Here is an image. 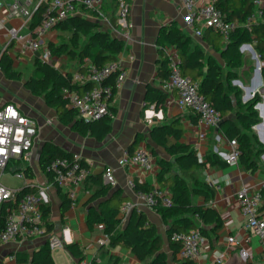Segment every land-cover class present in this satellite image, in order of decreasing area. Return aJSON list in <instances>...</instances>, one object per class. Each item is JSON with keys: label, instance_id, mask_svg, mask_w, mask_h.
Returning <instances> with one entry per match:
<instances>
[{"label": "trees", "instance_id": "trees-1", "mask_svg": "<svg viewBox=\"0 0 264 264\" xmlns=\"http://www.w3.org/2000/svg\"><path fill=\"white\" fill-rule=\"evenodd\" d=\"M212 1L217 8L222 10L225 20L228 22L244 23L255 10L253 0ZM111 9L113 12L110 14L101 13L104 17H108L112 26H116V0H112ZM42 10L43 8H40L37 11L31 25L32 29L40 22ZM96 18H101V16L96 15ZM96 18L91 19L78 15L58 23L54 30L68 33L67 38L63 35L60 43L50 42L44 47L50 55L67 56L68 59L76 61L79 66L85 58H90L98 67L118 61L119 56L126 50V42L114 37L112 32L104 29ZM201 38L210 49L220 54L223 64L200 44L195 43L191 35L181 29L176 22L163 26L156 42L160 56L158 76L161 78V83L168 78L170 60L167 56V48L173 47L177 51L178 65L182 74L200 84V93L215 109L220 111L223 119L235 116L223 123L218 132L227 140H237L241 150L239 163L248 171L255 173L261 167V156L264 154V144L258 141L253 131V126L261 122L259 113L255 109L261 98L257 94L252 100L244 103L240 88L233 86L232 82L237 79V70L241 69L244 64V56L240 50L242 45H253L260 60L264 63V25L252 26L251 30L238 28L230 34L227 40H224L213 28H205ZM0 68L9 80L24 81L26 89L33 95L41 97L48 107L56 111L59 122L69 126L73 132L83 137L94 138L97 141L105 140L112 132V122L116 115V109L113 106H110L109 114L98 121H84L69 106V100L64 95L65 89L84 90L88 88L72 84L69 72L63 73L49 62L35 58L34 69L26 76L22 70L14 66L12 58L6 53L0 56ZM115 76L116 73L106 83L114 85ZM262 77L264 81V67ZM116 93L114 89L113 97ZM167 99L168 95L159 86L148 87L145 98L148 104L160 107L166 104ZM183 135L184 130L178 123L156 126L150 134L151 141L156 146L163 148L168 155L176 159L175 163L167 160L160 161L161 172L158 177L160 187H169L172 198V205L160 208L158 212L168 223L169 228L166 235L174 254L180 249V245L172 241L174 233H189L199 230L205 237L207 227H213L212 231L216 232L223 225L220 214L214 208L194 204V196H203L208 201L214 194L208 184L200 182L195 171L204 167L225 169L230 166L213 148L207 153L205 161L200 160L197 151L191 145L181 141ZM129 151L135 152L133 149ZM72 155L55 143L48 142L42 149L40 157V167L45 171L48 181L59 189L64 203L61 209L62 215L72 206V202L53 181L52 170L49 166L55 158L72 157ZM82 162L86 164L84 159ZM13 165L14 163L10 166L13 167ZM175 165L180 173L174 170ZM23 170L25 174L27 172L29 175L31 174L26 167ZM186 178H190L191 182H188ZM88 180L95 185L90 202L98 201V205L91 206L88 210V224L90 227L101 223L105 225V233L109 235L108 248L121 247L130 251L143 264H168L167 255L162 251L163 240L158 234L157 227L149 222L147 215L142 211H133L130 218L123 223L119 218L120 207L125 202L122 194L113 191L112 187L104 184L102 174H93ZM135 182L137 189L148 191L152 188L138 180ZM37 192L36 186H24L19 197ZM262 195L264 200V190ZM16 206L17 204L12 201L2 204L0 233ZM42 210L47 233H52L51 208L47 204H43ZM66 248L79 259V264H82L84 252L78 244L72 243ZM103 248L104 246H102ZM15 258L18 264H56L48 241L32 254L17 253ZM111 261L112 264L120 263V259L116 257H111ZM93 264L98 263L95 261ZM182 264H194V262L183 261Z\"/></svg>", "mask_w": 264, "mask_h": 264}, {"label": "crops", "instance_id": "crops-1", "mask_svg": "<svg viewBox=\"0 0 264 264\" xmlns=\"http://www.w3.org/2000/svg\"><path fill=\"white\" fill-rule=\"evenodd\" d=\"M129 3L131 6L130 20L133 25L129 37H126V33L119 27L112 26L108 17H105L109 24V28H107L113 36L126 42V50L119 56V60L127 71V78L113 99L112 106L116 109V115L112 122V132L105 140L97 141L91 137H83L73 132L69 126L62 125L56 111L48 107L41 97L28 91L24 81L9 80L2 72L0 73V107L8 102L13 103L21 113L36 121L41 127L33 149V162L25 163L22 159H16L14 162L13 167L23 166L31 172L30 175L28 172L25 174L26 181L22 182L18 188L36 186L39 191L41 186L49 187L43 193V203L51 208L50 221L53 224L52 233L16 243L0 244V264H18L15 258L17 253L32 254L47 243L52 234L62 238L65 245L64 249L53 254L56 264H79V259L66 248L72 243L78 244L84 252L82 264H93L95 261L98 264H112L111 257L119 258V264H143L130 251L121 247L109 249L108 243L102 249V246L98 245L97 242L104 233L99 230L97 224L93 227L88 224L89 208L98 205V201L90 202L95 188L90 180L77 188L76 205L68 208L62 215L61 209L64 203L59 189L48 181L45 171L40 167L41 152L46 143L53 142L72 154H80L95 175L102 174L105 166L114 167L117 184L112 190L122 194L125 198L124 203L139 202L135 192L129 187L130 180H138L150 187L160 186L158 180L161 172L160 161H172L173 159L163 148L156 146L151 141L150 134L154 127L175 123L181 125L184 130L181 141L191 145L197 151L200 160L203 161L211 148L214 150L215 139L221 141L217 146H221L222 150L220 148L218 150L222 152L229 149V140L216 129L207 131L206 139H202L200 135L203 128L200 126L197 116L192 112L179 108L176 103L156 107L148 104L145 100L149 86H159L162 90L161 78L158 76L160 56L156 42L163 26L176 22L181 29L191 35L195 43L200 44L218 61H222L220 54L210 49L202 38L194 36L192 31L187 28L185 24L187 11L180 0H129ZM111 8L112 0H106L101 11L110 14L113 12ZM5 13L6 10L3 9L1 14ZM22 23V20L13 18L7 21L6 28H19ZM3 28L6 30L5 27ZM25 32L26 29H23L22 33L25 34ZM67 34L53 30L46 38V44L50 42L58 44L62 41L63 35L67 38ZM6 35L7 32L5 39ZM44 51V54L26 57L24 63L16 68L28 76L34 69L35 58L49 62L63 73H72L79 68L77 62L68 59L67 56L60 57L49 54L45 58L46 48ZM167 51L177 53L173 47L167 48ZM22 65L27 66V69H21ZM38 99H42L45 105L40 107V112H38L39 109L35 110L39 105ZM49 121L53 122L51 126L47 125ZM54 121H56V125H54ZM254 134L262 143L263 136L260 138L257 133L254 132ZM224 141L225 143H223ZM140 148H147L153 154L154 167L151 172L145 173L137 168H122L118 165V160L125 150L136 151ZM263 160L264 155L261 156V167L255 173L248 171L239 162L230 164L225 169L204 167L195 171L200 182L208 184L214 194L208 201L203 196H194V204L214 208L220 214L223 225L216 232L212 231L213 227H207L201 256L194 264H213L216 258L222 255L223 264H239L238 249L236 247L229 248L227 242L230 236H234L241 245L246 246L250 254L247 264H264V248L261 240L246 229L245 219L239 208L241 190L246 187L252 190L261 188L264 181ZM13 167L8 174L11 177H13ZM174 170L180 173L176 165ZM186 180L191 182L190 178H186ZM60 189L62 193L68 195L66 187H60ZM164 189L170 192L169 187ZM141 211L147 215L149 222L157 227L158 234L163 240L162 251L167 255L168 264H182L183 261L178 258V252L174 254L167 240L168 223L158 211L143 205ZM247 240H249L248 244Z\"/></svg>", "mask_w": 264, "mask_h": 264}, {"label": "built area", "instance_id": "built-area-1", "mask_svg": "<svg viewBox=\"0 0 264 264\" xmlns=\"http://www.w3.org/2000/svg\"><path fill=\"white\" fill-rule=\"evenodd\" d=\"M106 0H0V26L6 28L7 21L15 18L23 21L21 27L6 28L7 35L3 44L0 42V56L9 55L17 67L24 63L26 57L36 56L42 52L46 45V38L55 29L56 25L72 16H85L95 19L96 15H102V6ZM187 11L185 24L193 35L201 38L205 28H213L224 40H227L232 32L238 28L251 30L252 26L264 25V0H254L255 10L246 22H228L225 15L217 8L212 0H180ZM116 26L129 37L133 27L130 14L129 0H116ZM43 8L42 18L38 25L32 29L37 11ZM5 9L3 15L1 11ZM26 29L25 34L22 33ZM245 45V44H244ZM250 46H254L249 44ZM243 46V45H242ZM249 48L243 49L246 51ZM251 50V49H250ZM49 55L46 49L45 58ZM170 60V73L162 83V90L168 95L166 104L176 103L181 109L195 114L199 124L203 128L201 138L206 139L209 130L217 129L223 120L220 111L215 109L200 93V84L190 77L184 76L178 65L177 53L167 51ZM44 61V60H43ZM1 73V68H0ZM116 73L114 85L107 84V80ZM71 74L72 84L88 87L84 90H64V95L69 100V106L74 109L78 117L84 121H98L109 114L116 92L122 87L127 71L120 60L107 64L104 67L96 66L90 58H85L81 66ZM259 91V90H258ZM260 95V101L255 106L262 120L253 126V131L264 138V88ZM48 124H51L49 121ZM41 127L36 121L21 113L13 103H5L0 107V208L5 202H14L16 209L7 219L3 231L0 233V244L16 243L22 240L43 236L47 233L43 217V193L49 189L41 186L37 193H27L19 197L22 188L10 186L4 182L3 177L8 175L10 166L16 159H22L25 163L33 162V149ZM264 144V139H261ZM218 154L229 164L239 162L241 150L237 140H229L227 151L218 150ZM264 155V154H263ZM80 154L72 157H59L50 162L53 181L61 187L67 188L68 197L72 206L76 205L77 188L85 183L92 175V168L83 164ZM122 168H137L145 173L152 171L154 167L153 154L147 148H140L135 152L125 150L118 160ZM25 167H13V176L26 181ZM103 180L106 185L115 187V169L112 166L103 168ZM129 187L135 192L139 202H126L120 207L119 218L125 223L133 212H140L141 206L158 211L160 208L172 205V198L167 189L153 186L148 191L137 189L135 180L129 181ZM264 181L258 190L244 188L239 193V208L245 219L246 229L258 236L264 248V200L262 191ZM104 235L98 240L99 246L109 243V235L105 233V225L97 224ZM172 241L180 245L178 258L182 261H198L201 256L205 238L199 230L189 233H174ZM247 240V244H248ZM51 252L54 254L64 249V241L52 234L49 239ZM229 248L236 247L239 264H247L250 259L246 246L241 245L234 236L227 239ZM223 255L216 258L213 264H223ZM202 264V263H198ZM205 264V263H204Z\"/></svg>", "mask_w": 264, "mask_h": 264}, {"label": "rangeland", "instance_id": "rangeland-1", "mask_svg": "<svg viewBox=\"0 0 264 264\" xmlns=\"http://www.w3.org/2000/svg\"><path fill=\"white\" fill-rule=\"evenodd\" d=\"M96 19L98 20V22L102 25V27L104 29L107 30L109 28V24H108V22L104 18L101 17V18H96ZM6 32L7 31L3 27L0 26V42H1V44H3L4 41H5V34H6ZM46 42H47V40H46ZM248 50L249 51H246V50L242 51L243 56H244V64H243V66H242L241 69L237 70L238 77H237V79H235L239 83L238 84H235L234 81L232 82L233 86H237L238 88H240V90L242 92V97L241 98H242V101L243 102H245V96L248 93L247 92V88H251L252 86L256 85L257 86L256 89L259 90V92H261L262 89L264 88V83H263V86H259L258 85L259 84V79H258V76H257V68H258L257 61L260 60V56L256 52L257 58H255L254 55H253V52L250 49H248ZM44 52L45 51L43 49L41 53L44 54ZM220 62L223 64L222 61H220ZM260 62L262 64H264L261 60H260ZM29 68H30V66H29ZM21 69L26 70L27 69V66L22 65L21 66ZM38 102H39V105L37 106V108H35V110H38L39 109L38 112H40L41 111L40 110V107L45 106V105H44L42 99H38ZM51 124H47V125H50L51 126ZM56 124H57L56 121H54V125H56ZM258 141L260 142L259 139H258ZM220 142L221 141H218L217 139H215V141H214V145H215L214 151L216 150V148L217 149H219V148L221 149L222 148L221 146H219V147L217 146L218 143H220ZM223 143H225V141ZM263 162H264V160H263ZM3 180H4V182H7L11 186H14V187L21 186L22 185V182H23L22 180L18 179L17 177H15V176L11 177L10 175H5L3 177Z\"/></svg>", "mask_w": 264, "mask_h": 264}, {"label": "water", "instance_id": "water-1", "mask_svg": "<svg viewBox=\"0 0 264 264\" xmlns=\"http://www.w3.org/2000/svg\"><path fill=\"white\" fill-rule=\"evenodd\" d=\"M245 47L251 49V51L253 52L254 57L257 58V54H256L255 49H253V47L250 46L249 44H245V45H243V46L241 47V52L243 51V49H244ZM257 63H258L257 76H258V79H259V84H258V85H259V86H263L264 81H263V77H262V70H263L264 64H262V63L260 62V60H258ZM234 83H235V84H238L239 82H237V81L235 80ZM256 87H257V86L254 85V86H252L251 88H247V92H248V93H247V95L245 96V103H247L248 101L252 100V99H253L254 97H256V95L259 93V91L256 89ZM233 118H235V116H233V115L230 116V117L224 118V119L222 120V122L220 123L219 127L217 128V131H219V129H220V127L222 126L223 123H225V122H227V121H229V120H231V119H233ZM215 151L218 152V149L216 148ZM175 162H176V159H172V163H175ZM131 215H132V213L129 215V218H130Z\"/></svg>", "mask_w": 264, "mask_h": 264}, {"label": "bare ground", "instance_id": "bare-ground-1", "mask_svg": "<svg viewBox=\"0 0 264 264\" xmlns=\"http://www.w3.org/2000/svg\"><path fill=\"white\" fill-rule=\"evenodd\" d=\"M222 122V121H221Z\"/></svg>", "mask_w": 264, "mask_h": 264}]
</instances>
